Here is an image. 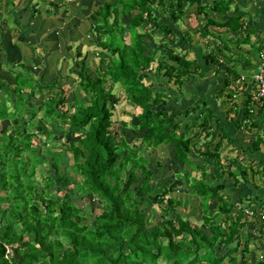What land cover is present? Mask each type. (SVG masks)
<instances>
[{
  "label": "trees",
  "instance_id": "1",
  "mask_svg": "<svg viewBox=\"0 0 264 264\" xmlns=\"http://www.w3.org/2000/svg\"><path fill=\"white\" fill-rule=\"evenodd\" d=\"M236 1H231L235 10ZM229 3L224 1L219 7ZM48 4L57 9L53 2ZM194 6L199 14L207 15L200 0L102 3L90 16V30L97 38L101 56L99 65L92 77L85 74L83 62L77 75V91L82 92L87 106L75 99V88L61 86L65 77L49 83L45 80L48 70L37 73L46 65L44 57L13 63L6 72L0 66L4 74L0 77V123L6 127L0 133V264H250L248 259L254 258L255 252L264 253V203L253 205L254 198L243 197L238 200L243 207H237V199L232 201L224 191L227 181L207 184L213 176L211 171L207 174L206 167H215L214 172L234 177L238 183L237 170H225L222 161L226 156L221 154L226 140L237 142L222 134L212 151L213 117L206 99L200 97L188 108L186 100L171 98L165 89V84L172 82L180 91L182 78L199 69L191 70L186 54L175 46L178 36L185 45L190 42L188 34H179L177 22ZM157 7L162 10L156 12ZM175 8L179 11L175 12ZM169 9L173 11L167 12ZM233 16L231 22H241V18ZM161 19L165 23L159 25ZM155 22L164 38L155 36L157 45L153 44L150 51L144 39L149 34L148 25ZM6 24V20L0 23V53L5 65H9V52L17 48L13 40L3 41L11 36ZM15 30L21 41L29 35L20 28ZM3 42L10 46L9 50ZM157 52L161 57L158 61ZM228 54H232L230 49ZM206 58L217 62L218 69L221 67L214 51ZM103 63H107L104 68ZM155 63L165 82L147 83L145 79ZM231 68L226 73L238 79V73ZM225 80L227 87L230 78ZM116 86L125 101L140 110L134 116L137 124L122 123L133 133H142L140 151L109 130L112 111L119 103L113 93ZM33 94L42 97L39 105H35ZM252 97L248 95L242 104L238 128L255 134L253 150L257 151L263 142L264 122L251 115ZM256 104L258 114L263 112L264 106ZM235 109L238 110L236 105L228 107L227 112ZM203 130L210 141L207 149L200 151L193 140ZM56 133L70 141L61 144L58 151L50 148L52 140H44L48 136L59 142ZM160 146L170 147L175 164L183 166L186 179L180 182L182 189L187 188L189 199L196 200L201 213L200 229L191 224L186 214L190 200L182 202L176 196H166L172 192L168 181L161 179L160 187L167 189L165 194L155 195L154 202L150 199L155 193L153 174L147 168L151 162L140 154ZM120 149L123 154L118 153ZM37 168L45 170L42 184L35 183ZM194 172L199 174L194 176ZM88 196L95 197L96 203L80 206V200ZM153 203L161 206L162 225L155 223ZM177 208L185 213L177 214ZM81 212H86V217ZM251 227L255 228L254 234L249 231ZM257 238L258 250H253ZM163 239L165 245L160 242ZM259 262L264 264V259Z\"/></svg>",
  "mask_w": 264,
  "mask_h": 264
},
{
  "label": "crops",
  "instance_id": "2",
  "mask_svg": "<svg viewBox=\"0 0 264 264\" xmlns=\"http://www.w3.org/2000/svg\"><path fill=\"white\" fill-rule=\"evenodd\" d=\"M34 1L35 0H27V5L20 9L19 7H16L20 4V0H0V23L3 20H6L5 17L9 15L13 21V25L18 29L20 28L22 15H25L27 12L28 14L29 12H33V14L37 13V17L41 16L40 18L42 21L51 18L56 20L59 14H57L55 10L58 9V11L61 12L60 21L62 22L63 20H66V16L69 14L68 9L63 8V0H59L60 3H58V0L47 1L46 8H43V13L41 14L38 13L37 9H40L42 5L38 2L34 3ZM85 1L86 0L78 1L80 7L85 5ZM224 1L225 3L230 2L229 5L219 7L220 3H223ZM224 1L200 0L201 5L205 6L206 10L204 12L207 15L205 16L199 14L196 6L190 7L188 11L194 9L193 22L195 21V27H192L193 29L191 28L190 31L178 30L181 35L188 34L190 37L188 41L190 42L185 45L180 36H178V41H176L175 46L180 53L186 54L187 59H189V56H192V58L189 59L192 64L190 69L194 70L199 67L198 72L200 71L199 73H197V71H193L184 78L185 86L193 85V87L197 90L190 94L184 93V95L186 96L188 94L187 96H191L189 100L191 99L196 101L200 97H204L206 99L213 117L210 122L211 127L213 128L211 142L214 143V146L218 140V137L215 135L217 131H219L217 136L225 134L227 137L232 138L237 142L236 144H232L226 140L221 154L222 156H226L223 157V161L226 166L225 170L229 169L232 171L233 168L237 170L238 183H235L237 181L234 177H229L227 174L220 176L218 172H214L215 170L213 168H211V175L214 179L210 182L227 181V188L224 191L232 197V201L237 199L236 201L238 202L240 198L250 197L255 199V202L252 203L253 205H256L259 202L262 204L264 203V139L262 137L263 142L259 145V149L254 151L253 142L255 141V134L249 133L244 128H238V122L242 118L241 110L244 102L242 101L241 105L230 104L231 108H234L235 105L238 107V110L235 109L232 112H227L228 107L225 108L224 103L226 100L232 99H234L232 101L235 103V100L240 98L245 101L248 95L254 97L256 92L254 75L260 64L259 50H261V46L264 41V0H237V10H235V4L231 2L232 0ZM50 2H53L57 9L50 7L48 4ZM224 8H226L225 12ZM35 10L37 12H35ZM24 11L26 12L22 13ZM176 11H179V9L176 8ZM186 13L181 15L179 21L181 18L183 19ZM233 15L241 18V22H231L230 19L234 17ZM68 20L69 18L67 21ZM209 20L221 25H210L209 22H207ZM163 23H165V20ZM239 23H241L242 27ZM231 27H234L235 29ZM32 30L34 29H29L30 32ZM197 38L199 39L197 40ZM228 48L232 52L231 56H229V54L227 55ZM254 48L258 51L257 55L254 52ZM19 49H21V47ZM203 49L208 51L206 56L211 50L217 53V61L222 63L219 69L217 62H212L206 58ZM223 51H225V53H223ZM0 55L2 54L0 53ZM33 55V60L39 58V56H36L39 54ZM24 58L27 63L31 61L27 57ZM45 63L46 65L40 67L41 72L48 70V68L50 70V66L47 62ZM3 65H5V60H3V63H0V66ZM227 68L235 69L239 75L238 79L235 80L233 76L227 74ZM217 69L219 70L218 73ZM193 74L197 77H194L196 79L195 81H192ZM227 77L230 78V83L229 86L225 87V83L227 81L225 79H227ZM241 77H244L245 80L241 81ZM181 91L182 90H180V92ZM228 94L232 95L230 99L227 98ZM236 111L238 112L235 116L234 114ZM258 111L259 107L253 103L251 115L263 123L264 111H260L259 114ZM216 174L219 175L218 178H215ZM234 185H237L235 190H233ZM254 229V227H251L249 228V231L253 232ZM257 248L258 247H254L255 250H258ZM259 261V259L255 258V255L254 258L251 256L248 259L250 264H260Z\"/></svg>",
  "mask_w": 264,
  "mask_h": 264
},
{
  "label": "rangeland",
  "instance_id": "3",
  "mask_svg": "<svg viewBox=\"0 0 264 264\" xmlns=\"http://www.w3.org/2000/svg\"><path fill=\"white\" fill-rule=\"evenodd\" d=\"M27 0H20V4L16 7L24 8L27 3ZM47 1L51 0H35L34 3H40L42 5L40 9L38 10V13L41 14L43 13L42 10L43 8H46ZM79 0H63V8L68 9V15L66 16V20L63 22L60 21V16L61 12L58 10H55L59 16H57L56 20L48 19V20H41V16L37 17V13L33 14V12H28L25 15H22V21L20 22V29L21 31L23 30L25 33H29V35L26 37H23L24 40L21 41L22 39L18 38V33H16L15 26L13 25V21L9 15H7L6 18V25L7 27L11 30V36L6 37L3 41L5 42L6 39H11L14 42V46H16L17 50L13 52H9V59L8 63L9 65H3L2 67L5 69L3 72H6L7 66L10 69V66L13 65V63H19V62H25L26 59L24 57L29 58L31 61H33L32 56L33 54H39L36 56L39 57H44L47 64L50 66V70L48 68V74L45 76V80L49 83H52L54 81H58L62 77H65L64 81L61 82V86H63L66 89H72L75 88L74 94H75V99L79 100V102L83 103L84 106H87V103L82 100V92L77 91L79 89L77 86V75L81 71V64L85 62V74L92 76L94 74V70L97 68L99 65L101 56L98 53L99 49L96 48V42L97 38L95 35L92 33L90 30L91 27V20L90 16L94 14V12L98 9L102 3L108 0H86L85 5L81 6L78 3ZM43 2V3H42ZM58 3L59 0H58ZM44 5V6H43ZM73 5V6H72ZM167 7V6H166ZM164 7V8H166ZM162 10V8L157 7L156 12ZM187 10V9H186ZM173 10L169 9L167 12L171 13ZM175 12L176 8L174 9ZM194 9H191L186 13V15L181 18V20L177 24V30L180 31H190L192 27H195V21L194 20V14H193ZM28 18V19H27ZM37 18V19H36ZM69 20L67 21V19ZM163 19V18H162ZM159 22V25L163 23V20ZM59 21V22H58ZM119 22L122 24H126L127 20L126 19H119ZM157 22L152 23L148 25V33L144 39L145 43L148 46V49L151 51V46L157 45V41L155 39V36H161V40H163L164 36L161 34L159 31V28H156L155 26ZM32 28L31 32L29 29ZM193 29V28H192ZM141 30V29H140ZM68 33V34H66ZM1 35V34H0ZM70 35V36H68ZM73 37V38H72ZM199 38H197L198 40ZM4 42L2 43L4 45ZM7 42V41H6ZM5 42V43H6ZM176 43V42H175ZM178 44V43H177ZM13 46V43L11 44ZM176 45V44H175ZM174 46V45H173ZM4 48L8 49L10 46L4 45ZM21 47V49H19ZM174 48V47H173ZM230 48V47H229ZM228 48V49H229ZM179 51V50H178ZM185 51V50H184ZM204 54L206 56V53L208 52L206 49H203ZM213 52L212 50L210 53ZM254 52L257 55L258 51L256 48H254ZM225 53V51H223ZM209 54V53H208ZM216 54V52H215ZM226 55V54H224ZM228 55V53H227ZM156 60L158 61L161 59L159 53L157 52L156 54ZM189 59L192 58V56L188 57ZM3 59H5L4 55H0V63H3ZM187 59V58H186ZM187 59V60H189ZM190 61V60H189ZM107 66V63H103L101 67ZM153 67L151 68L150 72L148 73L146 82H154L158 83L161 81L165 82V78L162 77V74L159 73V69L157 67V64H153ZM164 66V65H162ZM1 70V67H0ZM3 72L1 73L0 71V77H4ZM200 72V71H199ZM197 70V73H199ZM9 73V72H8ZM37 73H41V71H37ZM199 75V74H197ZM247 75V74H244ZM196 77L193 74V79L192 81H195ZM197 78V77H196ZM8 79V78H7ZM6 79V80H7ZM184 82V78H182ZM186 80V79H185ZM76 86V87H75ZM192 86V87H190ZM165 89L167 90V94L171 98H176L177 100H186L185 101V106L190 107L192 103L195 100H189L191 96H187L190 93H193L194 91H197L193 85L185 86L183 84V87H181V92L178 90V86L175 83H169L165 84ZM187 89V90H186ZM80 90V89H79ZM186 91V92H185ZM46 93V91H44ZM113 93L116 98L119 99V103L116 104V106L113 109V116L111 118L112 124L110 127V131L113 133H118L119 136H123L126 140V142L131 146H136V150L140 151L143 148V143L140 139V136L142 133L135 134L133 133L132 129L130 127H123L122 123H130V124H137V121L135 120V115L140 112L139 109L133 108L128 102L125 101L124 95L122 91L119 89V86H116L113 90ZM184 93H188L186 96ZM35 100V105H39L42 97L39 94H36L32 96ZM31 97V98H32ZM72 97L69 96L68 99ZM193 98V96H192ZM234 100V99H232ZM232 100H226L224 103L225 108L230 107V104H239L241 105L242 101L244 100L242 98L236 99L235 103ZM72 101V100H69ZM171 102L177 103L175 100L171 99ZM184 102V101H183ZM256 104V103H255ZM179 106V104H176ZM257 105V104H256ZM181 107V105H180ZM42 125V124H41ZM6 127L4 126L3 123H0V133H3L5 131ZM197 132V130H195ZM201 134V135H200ZM205 130L199 132L198 136L196 139L193 140V143H198V149L200 151L206 150L208 145H206L210 140L209 138L207 139L205 137ZM219 134V131L215 133L216 137ZM44 139L45 137L42 136ZM56 138H58L60 141L57 142L56 139H50L48 136L44 140H52L51 143L49 144L50 148L58 151L61 150V144H69L68 142L69 139L64 136L63 134H57L56 133ZM77 138V137H76ZM79 138V136H78ZM210 149L213 151L214 150V143H212ZM135 150V151H136ZM118 153L123 154L122 150H118ZM151 162L148 163L147 168L152 172L153 178L152 180L154 181L153 186L155 193L150 197L152 202L155 200L153 197L155 195H158L160 193L165 194V190L163 187H160L161 185V179L164 180L165 182H169L168 188L172 190L171 193L166 194L168 197H178L181 199L183 202L184 200H190L191 203L188 204L190 207L186 211V214L189 215V220L191 224L196 226L197 228H201V219H200V210L197 207L196 200L193 201L192 199H189L190 194L187 192V188L185 187L182 189V184L180 181L185 178L184 175H182L183 171V166L179 164H175L174 159H173V153L170 149V147H158V148H153V149H148L147 151L142 152L140 156H144ZM200 158H198V161ZM191 162V160H190ZM224 162V161H222ZM200 164V163H199ZM215 168V167H213ZM206 172L207 174L210 173L211 169H208L206 167ZM194 176H197L199 172H194L192 173ZM163 176V177H162ZM211 176V175H210ZM44 177H46L45 170L39 171V168L36 169V176H35V183L36 184H42L44 181ZM219 175L216 174L215 178H218ZM178 178V179H176ZM214 179L213 177H211ZM186 179V178H185ZM212 179L207 180V184L211 185L214 184L215 182H210ZM159 185V186H158ZM183 190V191H182ZM239 202V201H238ZM237 201L235 202L237 204V207H243L244 203ZM80 203L82 207L85 205L89 204V206H92L93 204L96 203V198L93 196H88L80 200ZM153 208L156 211V225H162L161 224V206H158L153 203ZM177 214L179 213H185V211H182L181 208H177L175 211ZM80 215L82 217H86V212H81ZM185 217V216H183ZM218 221V220H217ZM87 222H91V220H87ZM18 232H20V228L18 226L15 227ZM205 233L207 232L206 229H202ZM259 238H257V243L255 245H252V249L255 246H259ZM161 244L165 245L166 240H160ZM67 245V243L65 242ZM255 258L261 260L264 259V254L262 252V256L259 252H255ZM188 261V260H187ZM165 264H171V263H166Z\"/></svg>",
  "mask_w": 264,
  "mask_h": 264
},
{
  "label": "built area",
  "instance_id": "4",
  "mask_svg": "<svg viewBox=\"0 0 264 264\" xmlns=\"http://www.w3.org/2000/svg\"><path fill=\"white\" fill-rule=\"evenodd\" d=\"M259 61L260 64L256 69L255 75H254V83L256 85V92L254 94V97H252V102L253 103H260L261 105L264 106V41L262 48L259 52ZM241 81H244L245 78L241 77ZM262 137L264 139V130L262 133ZM264 219V216L261 217Z\"/></svg>",
  "mask_w": 264,
  "mask_h": 264
}]
</instances>
